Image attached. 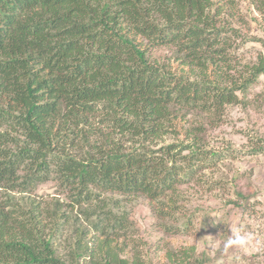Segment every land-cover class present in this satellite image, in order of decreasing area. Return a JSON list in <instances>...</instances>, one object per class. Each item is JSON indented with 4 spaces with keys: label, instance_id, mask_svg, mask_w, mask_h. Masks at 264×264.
<instances>
[{
    "label": "trees",
    "instance_id": "trees-1",
    "mask_svg": "<svg viewBox=\"0 0 264 264\" xmlns=\"http://www.w3.org/2000/svg\"><path fill=\"white\" fill-rule=\"evenodd\" d=\"M239 1L0 0V264H154L129 210L141 197L168 234L194 225L199 193L254 208L243 153L214 143L231 109L259 111L264 53L241 50L264 48V0L250 17ZM165 258L214 262L196 246Z\"/></svg>",
    "mask_w": 264,
    "mask_h": 264
},
{
    "label": "rangeland",
    "instance_id": "rangeland-1",
    "mask_svg": "<svg viewBox=\"0 0 264 264\" xmlns=\"http://www.w3.org/2000/svg\"><path fill=\"white\" fill-rule=\"evenodd\" d=\"M245 1H239L244 15L248 13L250 8ZM246 15L251 16V14ZM248 33H251V30ZM260 36H262V33ZM241 51L249 57H254L260 51L264 53V48L260 43L246 41ZM162 54H165V51L157 52V55ZM259 92L264 95V75L248 94V99L253 105L259 107V111H254L249 106H247L246 112L241 107L231 109L228 113L231 123L217 130L214 134L215 140L218 141L214 143L218 147L226 145L222 140H227L233 143L234 148L238 151L237 154L243 153L235 162L236 168L233 172L234 176L241 177L239 187L243 189L246 195L250 196L249 203L254 205V208L244 211V208H235L234 205H228L226 201L230 197L234 200L235 194L233 191L230 196H223L219 192L210 195L204 194L203 196L199 193L189 203V214L196 211L197 220L194 225L189 229H181L179 233L168 234L162 230V226L154 216L149 202L144 197L135 199L129 204V210H131V217L139 229V238L142 245L140 249L145 258L148 255V259L152 260L154 264H165L167 251H177L181 247L188 246H196L199 255H206L214 261L211 264H229V258L223 250L222 241L226 235H230L229 230L223 223H229L231 219H236L242 230L252 232L255 239L259 241L258 245L254 243L240 255L244 257L247 264H264V218L260 216V213L264 211V206L255 204L261 202L264 205V152L251 156L245 154L249 150L248 139L250 135L257 138H260V135L264 138V97L255 98V94ZM193 189L194 186L187 187L190 192H193ZM55 193L56 186L53 183L41 185L35 190L36 196L37 194L55 195ZM207 215H210V218L206 219ZM221 221L223 223H220ZM176 225L180 227L181 222H177ZM143 240L148 241L147 246L143 245ZM210 241H215L214 249L209 247Z\"/></svg>",
    "mask_w": 264,
    "mask_h": 264
},
{
    "label": "clouds",
    "instance_id": "clouds-1",
    "mask_svg": "<svg viewBox=\"0 0 264 264\" xmlns=\"http://www.w3.org/2000/svg\"><path fill=\"white\" fill-rule=\"evenodd\" d=\"M220 223H223L222 221ZM230 232L222 241L223 250L228 255L229 264H247L240 253L247 250L254 243L259 244L252 232L244 231L238 226L236 219H231L229 223H223ZM209 247L215 248V241L209 242Z\"/></svg>",
    "mask_w": 264,
    "mask_h": 264
}]
</instances>
